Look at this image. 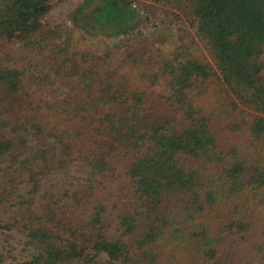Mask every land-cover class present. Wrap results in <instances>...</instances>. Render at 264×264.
Returning a JSON list of instances; mask_svg holds the SVG:
<instances>
[{"label":"trees","instance_id":"obj_1","mask_svg":"<svg viewBox=\"0 0 264 264\" xmlns=\"http://www.w3.org/2000/svg\"><path fill=\"white\" fill-rule=\"evenodd\" d=\"M96 1L100 53L48 23L61 0H0V229L25 251L0 264H264V0H149L202 53Z\"/></svg>","mask_w":264,"mask_h":264},{"label":"rangeland","instance_id":"obj_2","mask_svg":"<svg viewBox=\"0 0 264 264\" xmlns=\"http://www.w3.org/2000/svg\"><path fill=\"white\" fill-rule=\"evenodd\" d=\"M84 1L85 0H61L58 5L51 9L47 21L54 25H62L65 29L70 31V35L76 40L72 43L70 50L100 53L113 39L112 37H107L104 33H101L103 32L101 31L103 28L100 26L95 27L91 20L93 12L98 8L99 2L96 0L89 1L86 7L79 9ZM138 3L149 4L152 6V12L154 13V16L151 15V12L147 13V17L151 20L150 23L143 20L141 21V19L139 20V27L142 32H145V44H151V33H156L159 34V41L163 43V45L165 43L169 45L173 40L176 42L182 41L191 52H203L198 40L183 22L179 11L161 7L149 0H133L135 6H137ZM74 17L81 19L78 23L83 24L84 28L73 23L72 19ZM147 33H149V35ZM159 46L160 44L157 43L154 44V46L151 45L148 49L150 50V53L154 55L158 52ZM15 197V194L12 195V200H15ZM10 206L11 209L14 208L13 204ZM15 212L16 210L14 208L11 216H13ZM25 215L26 214H23V216ZM0 251L6 257L7 261L15 262L21 260L25 256V251L22 248V238L20 235L15 231L0 229Z\"/></svg>","mask_w":264,"mask_h":264}]
</instances>
